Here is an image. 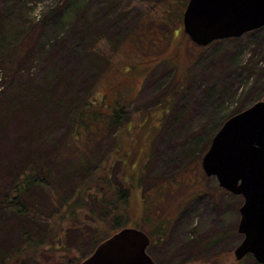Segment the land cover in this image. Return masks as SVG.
<instances>
[{
    "label": "rangeland",
    "instance_id": "obj_1",
    "mask_svg": "<svg viewBox=\"0 0 264 264\" xmlns=\"http://www.w3.org/2000/svg\"><path fill=\"white\" fill-rule=\"evenodd\" d=\"M168 1L180 4L176 23L163 17ZM183 1L0 0V262L24 247L26 226L2 204L5 193L33 162L64 151L72 158L63 162L55 194L41 189L30 201L66 197L70 183L80 182L72 163L95 161L94 178L108 175L115 189L129 190L118 210L122 225L150 238L156 264H258L234 256L243 241L244 199L206 177L202 162L235 112L264 101V28L200 48L184 33ZM71 76L78 84L72 83L73 95L70 88V96L59 94ZM87 100L105 116L123 109L126 118L91 145L95 159L82 160L81 150L65 141L70 118ZM80 133L86 138L85 129ZM70 216L62 210L50 221L68 227L64 249L9 264L86 260L99 238L118 233L112 219ZM46 226L40 224L42 234Z\"/></svg>",
    "mask_w": 264,
    "mask_h": 264
},
{
    "label": "water",
    "instance_id": "obj_2",
    "mask_svg": "<svg viewBox=\"0 0 264 264\" xmlns=\"http://www.w3.org/2000/svg\"><path fill=\"white\" fill-rule=\"evenodd\" d=\"M183 28L200 48L240 39L264 28V0H190ZM202 168L222 190L244 199L238 226L243 241L234 252L235 260L251 256L264 264V101L222 126ZM150 245L144 232L126 228L101 243L81 264H156L147 254Z\"/></svg>",
    "mask_w": 264,
    "mask_h": 264
},
{
    "label": "trees",
    "instance_id": "obj_3",
    "mask_svg": "<svg viewBox=\"0 0 264 264\" xmlns=\"http://www.w3.org/2000/svg\"><path fill=\"white\" fill-rule=\"evenodd\" d=\"M189 1L190 0L183 1L182 7L184 11ZM178 5H180L178 2L171 4L169 1L163 4V12L165 13L163 17L168 20V23L175 21V19H172V14L175 12ZM174 26L177 28L176 24H174ZM167 30L169 29L167 28ZM102 63L104 62L102 61ZM65 78L70 83L68 85L66 84V86L62 85L63 88L61 90L59 89V94L60 92L68 94L67 88H70L72 90L71 95H73L74 88L72 85H78L76 83L77 79L73 76ZM66 80H64V84L67 82ZM68 95L70 96V94ZM62 104L63 100L56 102L57 108L60 107L61 109ZM71 104L74 105V102L71 101ZM244 111L245 109L239 110L231 117ZM125 118L123 109L114 111L110 116H105L103 113L101 114L99 107L97 108V104H95L94 101L90 102L87 100L78 108L77 114L70 118V132L65 142L74 143L73 148H76L77 151L81 150L79 152H82L80 153V158L82 160L87 158L95 159L96 157L92 153L91 145L98 141L99 137L109 135L113 129L122 128ZM80 128L82 130L85 129V133H87L88 136L87 137L85 134L86 138L83 140L81 138ZM73 133L74 136L72 135ZM67 157L72 158L71 156L65 155L64 151H62L56 153L45 162L41 160L33 162L28 168V172L21 175L20 180L14 184L13 189L5 193L2 204L6 205L8 210L13 214L20 217V220L23 221L26 226L22 233V243L24 247L7 253L2 257L3 261H1L0 264H9L10 261L17 260L26 254H32L30 259H36L37 256L45 251L51 252V249H53L52 251L58 249V245L60 248L64 249L62 238L65 237V232L68 227L56 229L52 227L50 223L56 216H60L62 210H64L65 214L71 215L73 218L77 215L79 218L83 215H87L94 222H96V216H102L106 220L112 219L115 233L126 229V225H122L125 218L120 216L118 210L122 202L125 203L128 201L129 190L115 189L108 175L94 178L92 174L97 172L100 168L99 163L95 164V161H91V165L82 164L80 166L72 163L73 173L77 175L80 182H69L70 185H72H69L68 188L65 189L64 192L66 193V197L57 193L55 197L49 199V203L43 204L35 200H29L33 197L32 194L39 192L41 189L47 190L49 195L55 194L53 192L54 184L59 180L57 176L61 174V167ZM77 178L75 180H77ZM59 203L60 205H58ZM126 207L127 205L124 209H126ZM49 208H51V211ZM42 222L47 224L43 231L44 234L40 232V224ZM100 232V229H95L94 234L96 238L99 237ZM100 239L101 238H99L96 243V248L107 240L103 241ZM84 260H78V262H76L71 259L69 264H81Z\"/></svg>",
    "mask_w": 264,
    "mask_h": 264
}]
</instances>
